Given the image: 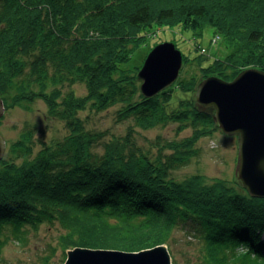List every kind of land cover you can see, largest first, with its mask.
Returning <instances> with one entry per match:
<instances>
[{"label": "trees", "instance_id": "trees-1", "mask_svg": "<svg viewBox=\"0 0 264 264\" xmlns=\"http://www.w3.org/2000/svg\"><path fill=\"white\" fill-rule=\"evenodd\" d=\"M205 24L241 52L207 65L197 56L198 74L185 78L182 71L149 98L137 76L128 78L120 67L145 44L143 32L153 25H180L201 36ZM250 68L264 72V0H0L5 110L39 97L47 119L67 130L32 155L38 129L26 124L19 141L28 152L24 164H14L20 151L8 146L0 172L12 160L14 171L0 176V245L44 224L58 227L57 245L40 264H53L57 250L63 264L74 248H168L173 232L183 230L198 240L206 264H264V200L251 198L238 182L207 183L200 174L179 180L175 174L198 158V141L219 129L213 110L176 92H195L208 77L229 82ZM76 83L84 85L85 96L63 91ZM88 100L98 111L116 105V121L130 124L127 134L104 141L105 132L86 129L77 113ZM171 124L177 135L190 134L158 135L147 144L134 138L135 129Z\"/></svg>", "mask_w": 264, "mask_h": 264}, {"label": "rangeland", "instance_id": "rangeland-1", "mask_svg": "<svg viewBox=\"0 0 264 264\" xmlns=\"http://www.w3.org/2000/svg\"><path fill=\"white\" fill-rule=\"evenodd\" d=\"M205 25L201 36H194L190 29L180 25H153L143 32V36L146 38L145 44L137 48L120 67L127 71L128 78L137 76L140 86L141 80L138 77V72L148 53L159 44L172 43L175 48L181 52L182 58L184 57L186 63L184 67L181 68L179 74H182L181 72L183 71L182 75L185 78L199 73L197 61L192 63V60L197 56L205 60L203 64L207 65L213 60L223 61L226 60V58L228 59L232 52H234V55L241 52L236 48L235 44L229 43V41L222 36L215 35L213 29L208 24ZM62 87L64 92L71 90L76 96L80 97L85 96L87 93L84 85L81 83ZM195 92H186L183 94L176 92V94L178 98L189 99L199 104L196 101ZM93 102L94 100H88L86 106L79 109L77 113L78 117L84 121L83 123L86 129L93 132H105L106 136L104 137V141L112 136L123 137L127 134L130 124L126 121H116L115 113L118 108L116 105L106 110L98 111L90 107ZM174 103L175 102H173V104ZM47 112V105L44 100L39 97L33 99L31 102H21L10 108H6L0 120V134L6 142L5 154L7 155L8 146L13 144L20 151L18 154L20 158L16 157V159H14L11 156V158L7 160L14 159V161H12L15 165L24 164L25 161H23L22 157L27 155L26 153L28 152L21 148L22 146L19 141L21 139V131L26 124L35 126L38 129V132H35L33 137L34 143L31 146L32 155L38 152L44 143L47 144L51 140H62L67 134L64 124L59 120L47 119ZM176 128L177 126L175 124H171L167 127L150 131L135 129L136 132L133 135L138 144H147L148 141L154 140L158 135L165 139H175L190 134V130H187L177 135ZM237 144V135L225 134L220 129L215 131L210 137L201 138L196 144L200 152L198 158L194 159L189 166L175 173L176 179L182 180L192 175L200 174L207 183H211L214 180H223L225 183L234 186V182H238V186L243 188L236 175ZM96 151L101 153L103 151V146L97 144ZM5 154L3 158L6 157ZM12 161L5 163L3 170L0 172L1 177L5 176L4 174L14 171L10 165L8 166ZM243 190L248 194L244 188ZM250 197L264 200V198ZM59 232L60 228H49L48 225L44 224L40 226L37 231L29 230L26 232L22 240H15L12 236L7 240L4 239L5 241L0 245V264H40L41 258L49 254V246L57 245V236ZM167 249L170 252L172 264H206L205 258L203 257V250L198 240L187 235L183 230H175L173 232L168 242ZM236 251L241 252L242 250L238 247ZM62 258L60 251L57 250L56 256L52 259L50 258V262L53 264H62ZM230 262H232V260H229L227 264H232Z\"/></svg>", "mask_w": 264, "mask_h": 264}, {"label": "water", "instance_id": "water-1", "mask_svg": "<svg viewBox=\"0 0 264 264\" xmlns=\"http://www.w3.org/2000/svg\"><path fill=\"white\" fill-rule=\"evenodd\" d=\"M182 54L172 43L155 46L138 72L140 90L149 98L173 84L182 67ZM196 101L214 111L218 128L238 136L236 175L247 193L264 198V72L245 69L233 80L203 79L196 87ZM5 108L0 99V120ZM6 149L0 134V160ZM63 264H172L162 244L138 252L74 248Z\"/></svg>", "mask_w": 264, "mask_h": 264}]
</instances>
